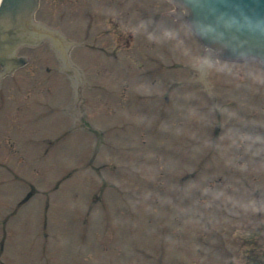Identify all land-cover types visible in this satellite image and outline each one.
<instances>
[{"label":"rangeland","instance_id":"obj_1","mask_svg":"<svg viewBox=\"0 0 264 264\" xmlns=\"http://www.w3.org/2000/svg\"><path fill=\"white\" fill-rule=\"evenodd\" d=\"M70 1L44 0L38 18L88 38L71 51L82 73L64 74L42 47L0 78V264H244L242 241L253 230L264 247V211L242 206L264 204V156L224 136L264 134V85L253 81L264 72L255 63L199 70L201 48L164 0L151 9L119 0L134 24L136 59L115 61L100 49L116 44L106 24L120 11L80 0L76 14ZM144 13L160 19L146 43ZM85 19L95 22L88 34ZM167 31L178 36L168 40Z\"/></svg>","mask_w":264,"mask_h":264},{"label":"clouds","instance_id":"obj_2","mask_svg":"<svg viewBox=\"0 0 264 264\" xmlns=\"http://www.w3.org/2000/svg\"><path fill=\"white\" fill-rule=\"evenodd\" d=\"M195 8H208L209 14L214 17L211 23H188L184 26L185 34L197 35L201 38H211L214 43L225 41L230 33L249 35H257L264 38V19L254 18L248 15L244 9L236 8L234 13L219 12L214 7H211L216 2L227 3V0H189ZM3 0H0V4ZM178 36L175 31H167L164 37L168 40H174ZM233 45L242 46L243 42L239 41L238 35L231 36ZM227 46V45H225ZM194 66L199 68H211L213 62L208 57L197 58ZM217 63H219L217 61ZM254 83L264 85V75L253 77ZM234 115V114H232ZM224 138L231 141V146L235 148L243 147V149L250 153L253 157L264 156V134H253L245 132L240 129L230 128L226 131ZM193 186L189 185L186 191H190ZM205 195H209L213 200H227L233 201V197L227 195L224 191H216L211 189H204ZM246 210L254 212L264 211V204H251L242 205Z\"/></svg>","mask_w":264,"mask_h":264},{"label":"water","instance_id":"obj_3","mask_svg":"<svg viewBox=\"0 0 264 264\" xmlns=\"http://www.w3.org/2000/svg\"><path fill=\"white\" fill-rule=\"evenodd\" d=\"M176 1H180L190 8V23L203 22L207 24L213 21L214 17L209 14L207 7L195 8L189 0ZM35 3L36 0H3V3L0 4V17L11 18L15 21L18 17L28 15L35 6ZM211 7H214L219 12L229 13H234L236 8H242L248 15L254 18L264 19V0H227V3L216 2ZM233 35H238L239 41L243 42L242 46L232 44L231 36ZM199 38L207 45H213L222 49L229 57H254L264 64V38L260 36L249 35L248 33H230L225 41L220 43H214L211 38Z\"/></svg>","mask_w":264,"mask_h":264},{"label":"flooded vegetation","instance_id":"obj_4","mask_svg":"<svg viewBox=\"0 0 264 264\" xmlns=\"http://www.w3.org/2000/svg\"><path fill=\"white\" fill-rule=\"evenodd\" d=\"M112 1H115V0H107V2H109V3L112 2Z\"/></svg>","mask_w":264,"mask_h":264}]
</instances>
